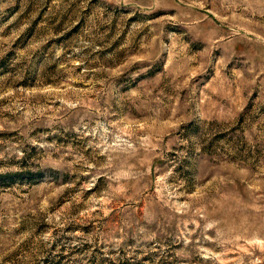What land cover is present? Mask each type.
Instances as JSON below:
<instances>
[{"label": "rangeland", "instance_id": "obj_1", "mask_svg": "<svg viewBox=\"0 0 264 264\" xmlns=\"http://www.w3.org/2000/svg\"><path fill=\"white\" fill-rule=\"evenodd\" d=\"M0 264H264V0H0Z\"/></svg>", "mask_w": 264, "mask_h": 264}]
</instances>
